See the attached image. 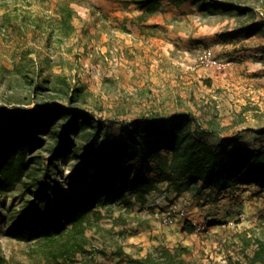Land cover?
<instances>
[{
	"label": "rangeland",
	"instance_id": "obj_1",
	"mask_svg": "<svg viewBox=\"0 0 264 264\" xmlns=\"http://www.w3.org/2000/svg\"><path fill=\"white\" fill-rule=\"evenodd\" d=\"M227 1L255 7L258 15L263 16L259 0ZM105 4L106 0H0V104L26 108L46 104L73 106L96 118L118 121H130L151 111L164 115L188 111L195 113L203 126H208V119L213 117L218 130L228 136L258 123L264 124V109L256 107L260 105L253 94L240 92L237 83L219 82V86H212L210 81L215 70L217 75L221 71L227 77L234 61L222 58L225 46H217L215 38L209 37L249 21L248 15L204 13L193 20L187 16L176 17L178 26L183 28V34H179L163 24L143 30L120 28L122 20L105 10ZM63 6L75 12L68 22H64ZM191 6L196 4L189 1L181 9L185 11ZM134 16L128 15L124 22L132 24L130 18ZM194 32H197L195 37ZM176 37L180 42H173ZM198 37L200 44L190 47V39ZM201 45L212 47L217 57L231 63L223 70L204 66L206 70L199 78L204 80H194L190 88L188 81L194 76L188 78L189 71L198 74L197 69L203 66L197 58ZM168 47L175 52L172 58L168 57ZM158 63L173 65L176 75L180 73V84L170 80L173 84L170 85L167 74L156 75ZM132 65L141 69L139 74L143 77L127 71ZM160 80L164 82L158 83ZM163 83L167 84L163 86ZM75 91L78 96L72 101ZM36 153L47 154L44 149ZM74 163L67 158L54 170L59 187L64 189L60 191L61 197L72 188ZM20 189L18 186L13 192L0 195V253L10 264H51L42 243L26 242L14 236L19 209L27 198ZM158 190L162 193L166 188ZM251 191L246 198L235 197L239 202L236 211H243L244 218L227 216L232 209L216 216L219 213L216 210L222 209L216 206L211 210L214 214H205L212 218L195 219L204 228L193 233L180 227L172 230L171 226L162 224L165 198L156 191L144 203L135 198L130 206L115 204L105 209L104 216L88 228V252L79 253L75 259L83 264H132L118 250L122 248L134 258L145 256L157 243L130 245L127 241L130 235L150 229L151 235L161 232V236L165 235L163 244L159 245L186 246L185 257L194 264H235L237 261L249 264L248 256L254 255L258 239H264V191ZM178 195L166 199L188 209L191 205L186 201H190L191 195L181 194V199ZM220 199L218 196L211 201L219 203ZM231 219L233 223L222 226L223 221Z\"/></svg>",
	"mask_w": 264,
	"mask_h": 264
},
{
	"label": "trees",
	"instance_id": "obj_2",
	"mask_svg": "<svg viewBox=\"0 0 264 264\" xmlns=\"http://www.w3.org/2000/svg\"><path fill=\"white\" fill-rule=\"evenodd\" d=\"M143 8L140 19L161 10L162 0H122ZM262 11L264 13V0ZM209 15H248L238 31L247 36L264 34V16L255 7L227 0H198ZM64 22L75 12L63 6ZM77 91L75 97L77 98ZM264 133V129L261 131ZM242 133L222 134L203 126L190 112L164 115L151 111L130 121L96 118L73 106L53 104L39 108L0 104V195L18 186L24 200L14 236L46 247L51 264H83L75 258L87 253V230L115 204L130 206L166 181L169 190L219 191L240 184L264 189V146L241 143ZM44 149L47 154L36 153ZM75 161L74 182L60 196L54 170L60 162ZM183 230L195 231L190 220ZM186 246L153 247L145 256L126 255L132 264H194L186 259ZM119 255L125 254L118 250ZM249 264H264V239L248 256ZM0 264H10L0 253ZM232 264V263H231ZM235 264H245L237 261Z\"/></svg>",
	"mask_w": 264,
	"mask_h": 264
},
{
	"label": "crops",
	"instance_id": "obj_3",
	"mask_svg": "<svg viewBox=\"0 0 264 264\" xmlns=\"http://www.w3.org/2000/svg\"><path fill=\"white\" fill-rule=\"evenodd\" d=\"M97 1L99 2V0H94V2H97ZM189 1H191L193 5L196 4V7L191 6L190 7L191 9L189 8L185 11H182L181 8L183 4ZM167 4H169V6H167ZM104 8L110 14L118 16L117 18H120L122 20L123 25L120 28L124 26L125 29L135 28L138 30L139 29L143 30L146 28H154L158 25L163 24L172 30L175 29L176 30L175 32L179 34H183L182 32L183 28L181 25L178 26V22H176L177 21L176 17L187 16L188 18H191V20H193L194 17L200 18V15L204 14L198 8V0H162L161 10L149 16L146 20H142L139 18V16L143 13V8L138 7L134 3L126 4L125 2L121 0H106V4ZM132 14H135L134 17L130 18V21H132L133 23L128 24L124 22V20L128 18V15L130 16ZM174 17H175V20L172 21V18ZM166 20L169 21L168 24L166 23ZM241 25L242 23L237 24L234 27H228L227 29H223L222 31L218 32L214 36L209 37L213 39L215 38L214 39L215 41L214 40L213 41L215 42L217 46H220V45L225 46L221 52L222 58L233 59L234 61L233 65L230 67L229 72L227 73L228 74L227 77H224V75H221L222 73L221 71H219L220 74L217 75L218 70L217 71L215 70V71H212L214 75L212 77L213 80H210V81L212 82V86L215 84L219 86L220 84L219 82L228 83V84L237 83V85L240 84V86H238L241 89L240 92H242L245 95L253 94L254 97L256 98V101L260 105V106L256 105V107L260 109H264L262 105L264 103V34L259 33V34H255L252 36H247L244 33H241L238 31V28ZM177 29L179 30L177 31ZM188 30H190L189 34L192 35L191 28ZM196 34L197 32H194L193 36L195 37ZM144 37L145 35H143L142 38ZM197 39H201V38L198 37L196 39H190L191 40L190 47L200 44L199 42L201 40H197ZM173 42L178 43L180 42V40L179 38L176 37L173 39ZM169 44L171 45V43ZM167 49H168L167 51L168 57L172 58V55L175 54V52L171 50L170 47H168ZM162 54L163 53H161L160 55ZM171 67H174V66L172 65L169 67V66H166V64L158 63L156 65V75L157 74L159 75L167 74L169 77L168 83L170 85H173L170 82L171 80L172 82H175V85H178L181 82V80H178V75L180 73L177 72L178 74L176 75V71H174V69ZM205 70H206V67L204 68V66H202L199 69H197V72H199L198 74L195 73L196 71L195 72L189 71L190 77L188 78H191V76L192 77L194 76V77L191 78L190 81H188L189 85L187 87L191 88L192 87L191 82H194V80L202 82V80L204 79H199V78L200 76H202L201 72ZM127 71L131 73L134 72L135 77H139L140 76L139 72H141V69L137 66L132 65L129 67V69H127ZM140 77H143V76H140ZM161 82H164V81L160 80L158 83H161ZM166 84L163 83V86H165ZM255 111L258 112V109H256ZM192 114L197 116L195 113H192ZM208 121H209L208 125L212 126L215 129H218V123L215 121L213 117H210ZM263 129H264V124L258 123L257 126L256 125L254 127L252 126L248 130H241L242 138L239 140V142L246 143L254 147L264 146V133L259 135V133H261ZM158 184L160 185L161 188H166V190L162 193L160 192V190H156V194H160L161 197L165 198L162 204H165V209H168L171 202L166 198L171 199L172 196L177 195L179 193L178 191H174V190H170V192H167L168 183L166 181L158 182ZM251 190L264 191V189L262 190L260 187L256 185H247V184H240L236 186L235 188L228 189V190H222V191L208 188V189H203L200 192H196V191L191 192V190L186 189V190L181 191V193L178 195L179 196L178 199H181V196L183 197V195L181 194L187 193L191 195L190 201H186V204L188 203L191 205L188 207L187 212H188L189 217L193 219L203 220L207 217L205 214L207 213L214 214L213 213L214 211L212 212L211 210L216 206L222 207V209L216 210V211H219V213L216 216H223L224 214L228 213L227 210L232 209V212L228 214L227 216L233 217L237 214V213L235 214L236 207H237L236 203H239L238 201L236 202L235 197L240 195L246 198V196H248L246 194H249V192L251 193L252 192ZM152 194L154 193L151 192L148 195V198L151 197ZM218 196L219 198H222L220 199V202H219L222 204L213 203L211 201V200H215V198ZM205 200H207V202L203 206V203ZM200 207L209 208L210 210L207 209L203 211L200 209ZM207 218H212V217L209 215ZM183 225H184V221L183 219H180L175 224L171 225V227L173 228L172 230H174L177 227H180V229H182ZM151 232L153 231H151L150 229H147V231L142 230L138 233L130 235L127 242L130 245H138L140 242H142L143 244H151V243H157V245L163 244L162 237H164L165 235L162 234L161 236L160 234L162 232L153 233V235H151ZM154 232H156V229L154 230ZM168 233L169 232H167V234ZM125 249L126 251L129 250L127 246L125 247ZM126 255H129V254L125 252V254L121 256L122 258H127Z\"/></svg>",
	"mask_w": 264,
	"mask_h": 264
},
{
	"label": "built area",
	"instance_id": "obj_4",
	"mask_svg": "<svg viewBox=\"0 0 264 264\" xmlns=\"http://www.w3.org/2000/svg\"><path fill=\"white\" fill-rule=\"evenodd\" d=\"M261 13L264 16L263 11H261ZM197 58L200 65L206 67H215L219 70L225 69L231 63L230 60H224L217 57L212 47L204 46V45L200 46ZM244 217H245V213L243 211H240L237 212L236 216L233 218L241 219ZM178 219L190 220L195 226V231H200L202 228H204V225H202L201 222L189 217L186 208L181 207L178 204V202H173L170 204L169 208L162 213L161 222L165 226H171L175 224L178 221ZM234 219H231L228 222L223 221L222 226H226L228 223L229 224L233 223Z\"/></svg>",
	"mask_w": 264,
	"mask_h": 264
}]
</instances>
